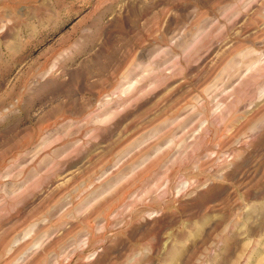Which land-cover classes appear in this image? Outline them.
Instances as JSON below:
<instances>
[{"label":"rangeland","instance_id":"1","mask_svg":"<svg viewBox=\"0 0 264 264\" xmlns=\"http://www.w3.org/2000/svg\"><path fill=\"white\" fill-rule=\"evenodd\" d=\"M0 264H264V0H0Z\"/></svg>","mask_w":264,"mask_h":264}]
</instances>
